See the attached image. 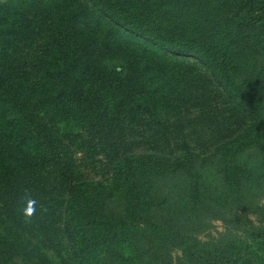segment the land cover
<instances>
[{"label":"trees","instance_id":"16d2710c","mask_svg":"<svg viewBox=\"0 0 264 264\" xmlns=\"http://www.w3.org/2000/svg\"><path fill=\"white\" fill-rule=\"evenodd\" d=\"M256 102L264 0H4L0 204L34 200L26 220L62 243V264H173L174 249L178 264H264V227L248 250L228 233L198 238L261 182L264 156L234 160L248 136L264 153ZM188 105L203 150L167 139L181 131L167 114ZM73 149L100 161L101 179L82 178ZM239 210V226L256 213Z\"/></svg>","mask_w":264,"mask_h":264},{"label":"rangeland","instance_id":"374dc122","mask_svg":"<svg viewBox=\"0 0 264 264\" xmlns=\"http://www.w3.org/2000/svg\"><path fill=\"white\" fill-rule=\"evenodd\" d=\"M3 1L0 0V2ZM254 105H257L261 114V120L254 124L256 125V136L258 139L260 133L262 134L261 131H264V103L256 102ZM226 107L227 105L225 104ZM222 108H224L223 105ZM185 109L189 111H180L179 113L184 115V118L175 122L172 121L171 114H167L166 119L169 126L174 127L176 125V127L181 128V131L170 134L167 139L177 140V143L184 139L192 149L196 151L199 149L203 150L208 144L204 143L205 135L202 131V126L195 119L196 111L200 109L190 105L186 106ZM250 137H245L240 144H237L241 145V149L239 158H234V160L241 166L248 165L255 168L261 158H263L264 153L262 150L256 149V145ZM262 139L264 142L263 134ZM73 160L75 169L82 175V178L101 179L103 171L99 168V165H101L100 161L91 159L84 149H73ZM119 204L120 196H115L111 201V205L116 208ZM3 205L0 204V264H62V259L65 260V253H62V249H60L62 243L57 241L54 246H46L43 243L44 237L38 229V225L28 221L29 219L26 220L27 216L24 210L21 209V204L14 202L10 205L8 203ZM226 207L227 212L224 219L217 218L207 221V227L201 229L202 232H200L198 238L202 241H215L221 239L223 234L228 233V245L233 244L235 247L236 244L241 250H245L247 247L242 242L250 237L251 229L264 227V170L261 182L257 186V191L252 195L248 205L230 201ZM244 207L248 208V211L254 210L256 213H248V221L246 222L245 219L246 223L239 226L241 222H244V219L240 217L241 210L239 209H244ZM253 249L256 251V248ZM181 257L182 254L179 249L172 251L173 264H178Z\"/></svg>","mask_w":264,"mask_h":264},{"label":"clouds","instance_id":"9594fccd","mask_svg":"<svg viewBox=\"0 0 264 264\" xmlns=\"http://www.w3.org/2000/svg\"><path fill=\"white\" fill-rule=\"evenodd\" d=\"M35 203L36 202L34 200H32L31 198H29L26 201L25 215L27 217H31L34 214V212H35V207H34Z\"/></svg>","mask_w":264,"mask_h":264}]
</instances>
